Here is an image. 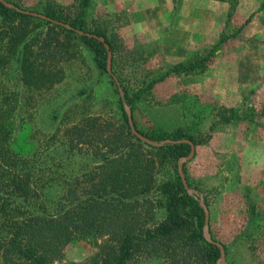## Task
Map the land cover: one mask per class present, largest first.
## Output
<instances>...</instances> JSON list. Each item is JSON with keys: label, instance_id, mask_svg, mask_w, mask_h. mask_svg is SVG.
Returning a JSON list of instances; mask_svg holds the SVG:
<instances>
[{"label": "rangeland", "instance_id": "1", "mask_svg": "<svg viewBox=\"0 0 264 264\" xmlns=\"http://www.w3.org/2000/svg\"><path fill=\"white\" fill-rule=\"evenodd\" d=\"M6 1L24 11L50 12L71 24L82 9L86 11L83 32L112 41V71L132 102L128 105L140 132L157 142L174 141L176 136L196 142L185 175L205 199L211 237L225 247L224 264H264V78L248 74L264 71V0H202L205 25L200 31L211 39L199 41L194 36L188 42L181 37L182 28L170 34L174 21L189 10L182 8L186 0H175L173 19L161 9L149 10L148 0H88L82 6L83 0ZM190 1V7L195 6L196 1ZM212 2L221 3L222 9ZM1 26L0 31L6 25ZM41 26L40 31L46 30ZM193 29L197 31V26ZM78 36L62 34L67 56L48 60L45 67L57 73L58 82L48 90L24 89L27 98L21 113L12 111L23 85L16 65L0 67V174L7 179L30 174L31 191L49 214L57 213L70 185L82 183L101 160L93 154L94 143L79 144L77 133H126L127 114L118 87L108 71L95 64L92 47ZM221 40L213 58L198 67ZM258 54L263 63L256 67ZM179 64L185 65L181 72L171 71ZM156 159L159 183L172 179L170 154ZM80 187L74 188L80 192ZM7 200L8 208L0 214V235L7 229V216L27 212L15 211L5 195L0 196V206ZM148 217H154L149 222L153 225L166 217L165 209L157 207ZM102 243L101 239L71 243L55 264L89 262L100 253ZM164 253L154 247L151 258L136 256L128 264H168L161 258ZM181 253L179 248L176 256Z\"/></svg>", "mask_w": 264, "mask_h": 264}, {"label": "trees", "instance_id": "2", "mask_svg": "<svg viewBox=\"0 0 264 264\" xmlns=\"http://www.w3.org/2000/svg\"><path fill=\"white\" fill-rule=\"evenodd\" d=\"M87 3L88 0H83L81 6ZM12 4L19 7L16 3ZM84 12L82 9L72 24L50 12L44 14L87 32L86 23L82 21ZM42 24L46 25V30L40 31ZM1 25L6 26L0 31V67H6L11 62L16 65L23 91L18 90L15 94L18 105L12 111L21 113L27 98L24 89L48 90L58 82L55 80L57 73L45 67L48 60L56 61L59 55L61 59L67 56L61 41L62 34L79 36L62 26L19 13L2 3L0 28ZM92 34L105 38L113 51L112 41L106 36ZM80 38L92 47L95 64L107 73L104 45L94 38ZM223 42L221 40L198 67L204 68ZM53 44L59 47L53 48ZM183 67L185 65L179 64L171 71L178 73ZM125 97L131 106L128 95L125 94ZM135 126L138 129L136 122ZM123 127L126 133H77L79 144L88 146L97 143L92 145V150L94 155H100L101 160L96 162L94 171L87 174L82 183L70 185L71 188L59 201L56 214L47 213L39 205L38 197L36 201L31 191L30 174H25L26 177L14 174L10 179L0 174V196H7L15 211L27 210L20 217H6L7 229L0 235L4 264H55L61 259L65 247L87 239L96 242L101 239L103 243L100 253L83 264H128L136 256L151 258L154 247L166 250L161 258L168 264H217L220 251L204 238L205 213L199 203L187 194L177 172L179 158L188 156L191 147L187 144H167L162 148L147 146L133 136L126 115ZM1 129L7 132V127ZM184 139L176 136L172 140ZM189 140L196 145L192 139ZM151 150L156 151L153 157L148 156ZM169 154L174 161V176L159 183L155 177L158 168L156 155L165 158ZM187 181L189 187L194 188L188 178ZM81 184L80 195L74 187ZM4 187L6 194L3 193ZM7 202L0 206V214L8 208ZM157 207L165 209L166 217L149 225L154 217L150 219L148 216L154 215ZM179 248L182 253L177 257Z\"/></svg>", "mask_w": 264, "mask_h": 264}, {"label": "water", "instance_id": "3", "mask_svg": "<svg viewBox=\"0 0 264 264\" xmlns=\"http://www.w3.org/2000/svg\"><path fill=\"white\" fill-rule=\"evenodd\" d=\"M0 3H2L3 5L11 8V9H15L16 11H18L19 13H23L29 16H33L36 18H40L42 20L51 22L53 24L59 25V26H63L69 30H72L74 32H76L78 35L80 36H85V37H89V38H94L96 40H98L99 42H101L106 51H107V71L108 73L113 77L117 87H118V91L120 94V97L122 99V103L124 106V109L126 111L127 117H128V123L130 126V129L133 133L134 136H136L141 142L145 143L146 145H149L151 147H163L164 145L167 144H187L191 147V151L190 154L187 157H182L179 159L178 161V172H179V176L181 178V181L183 183V186L187 192L188 195H190L191 197L195 198L200 206L202 207L204 213H205V226H204V237L206 239V241L210 244H213L214 246H216L219 251H220V258L218 261V264H224L226 261V251H225V247L217 242L214 241L211 237V233H210V211L207 207V204L205 202L204 197L195 189L189 187L186 175H185V164L189 161H191L196 154V146L195 144L190 141V140H181V141H171V140H166V141H162V142H157V141H153L147 137H145L144 135H142L141 133H139V131L136 129L135 127V123H134V119H133V114H132V110L131 107L128 105L126 98H125V92L121 86V83L119 81V79L114 75L113 71H112V59H113V54L111 51V48L109 46V44L107 43L106 39H104L103 37H100L98 35H94V34H89V33H85L83 31L77 30L67 24L61 23L59 21H56L52 18H49L45 15L42 14H38V13H34V12H29V11H24L21 10L20 8L16 7L15 5L8 3L6 0H0Z\"/></svg>", "mask_w": 264, "mask_h": 264}, {"label": "crops", "instance_id": "4", "mask_svg": "<svg viewBox=\"0 0 264 264\" xmlns=\"http://www.w3.org/2000/svg\"><path fill=\"white\" fill-rule=\"evenodd\" d=\"M147 1V0H146ZM195 6L190 7L189 2H191L190 0H186L185 2H182V8L184 10L189 9L185 14H182L181 17L177 18V21H174V24H172L171 26V32L175 33L179 31V28H182L181 30V34H182V38L183 36H185L186 41H190L194 39V36H198L199 37V41H204V40H208L211 38H207V33L205 31H200V27L205 25V13L204 11H201L204 8V3L202 2V0H195ZM201 1V3L199 2ZM148 3H150V8H148L149 10L152 8L154 9H161L163 10V12L165 13V17L166 18H171L173 19V10L175 9V0H148ZM213 6H217L220 7L222 9V4L219 2H212ZM262 8L263 5H262ZM147 8H144V10H146ZM192 12V13H190ZM153 15V14H150ZM191 15H193L194 17H190ZM156 17V15H153ZM192 21V22H191ZM194 25L195 27L197 26V31L193 29V31H191V24ZM217 25H221V20H217ZM145 26H147L145 24ZM175 31V32H174ZM255 60L257 61V66L258 67L260 64L259 63H263V56L261 57V55H256ZM263 72V73H262ZM248 74L251 75H258L260 76V80L262 81V79L264 78V71H259V70H254L251 72H249ZM263 76V77H262Z\"/></svg>", "mask_w": 264, "mask_h": 264}]
</instances>
